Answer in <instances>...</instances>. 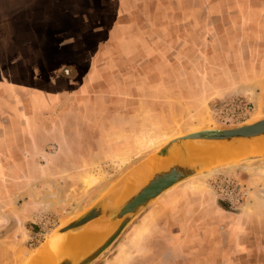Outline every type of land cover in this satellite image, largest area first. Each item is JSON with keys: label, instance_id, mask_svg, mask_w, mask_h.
<instances>
[{"label": "rangeland", "instance_id": "obj_1", "mask_svg": "<svg viewBox=\"0 0 264 264\" xmlns=\"http://www.w3.org/2000/svg\"><path fill=\"white\" fill-rule=\"evenodd\" d=\"M8 1L0 36L24 37V53L9 58L36 59L9 65L4 92L0 264H28L172 140L264 119V0ZM206 225L234 228V243L217 231L218 247L188 240ZM260 255L264 152L178 184L92 264H260Z\"/></svg>", "mask_w": 264, "mask_h": 264}, {"label": "bare ground", "instance_id": "obj_2", "mask_svg": "<svg viewBox=\"0 0 264 264\" xmlns=\"http://www.w3.org/2000/svg\"><path fill=\"white\" fill-rule=\"evenodd\" d=\"M183 150L172 151L168 157L156 156L157 164L144 162L135 168L123 183L110 193L109 204L117 206L128 200L140 190L158 172H164L177 164L204 167L224 165L244 157L260 155L264 152V136L254 139H237L233 141H195ZM117 185V184H116ZM107 218H101L77 232L60 236L56 242L48 243L39 254L30 258L28 264H58L62 258L77 262L101 246L116 229L106 224ZM107 228V229H106Z\"/></svg>", "mask_w": 264, "mask_h": 264}, {"label": "water", "instance_id": "obj_3", "mask_svg": "<svg viewBox=\"0 0 264 264\" xmlns=\"http://www.w3.org/2000/svg\"><path fill=\"white\" fill-rule=\"evenodd\" d=\"M262 136H264V119L231 129L200 130L172 140L158 153V156L161 158L168 157L170 153H172V151L177 152L183 150V147H186L192 143H196L195 141L200 140L220 142L233 141L237 139H254ZM136 167H134V169ZM214 167L216 166H212L211 168H209L204 167L200 164L190 166L184 164L174 165L167 171L156 173L148 181V183H146L140 190L136 191L125 202L117 206L109 207V198L111 191L119 187L126 179V177L134 170L133 169L120 183L109 189L107 193L100 199L97 205L89 209L77 220L57 230L51 237L49 243L56 242V240L60 236L66 233L80 231L89 224L101 218H107L110 222L116 224V229L114 230V232L106 239V241L101 246L96 248V250H94L83 259L74 262L73 260L66 257L62 258L58 264H92L118 240V238L122 235L125 229L134 220V218L137 217L151 203H153L155 200H157L159 197H161L163 194H165L178 184Z\"/></svg>", "mask_w": 264, "mask_h": 264}, {"label": "crops", "instance_id": "obj_4", "mask_svg": "<svg viewBox=\"0 0 264 264\" xmlns=\"http://www.w3.org/2000/svg\"><path fill=\"white\" fill-rule=\"evenodd\" d=\"M16 1L19 2V4H20V2L22 3L21 0H16ZM8 3H9L8 0H0V11L2 13L6 9V7L8 6ZM29 19H30V17H23L22 20L14 21V23H17V22L19 23L16 26H13L14 29H16V31H22V30L26 29L27 28L26 22H29ZM0 21L4 22V21H9V20H8V18H7V20H5L4 18L0 17ZM23 41H24V37H20L16 41L14 40L15 44L11 43V45H12L11 46V45H9L8 41L3 38V36H0V120L5 119V117L8 114V107L10 106L9 97H8V95H6L4 93L5 91H8L11 83L13 85L11 78L8 77L9 65H11V66L17 65V68H19L21 66L26 67V65H33V64H31V61H33L32 63H35L36 58H34V57H32L31 61L29 58H27V59L24 57L20 58L19 56L12 61L10 60L9 55L12 54V52L20 51L18 54L24 53L23 52L24 50L22 48V44H24ZM21 50H22V52H21ZM16 54H17V52H16ZM28 54L35 56L36 55V48H34V50H31ZM95 63L93 62L92 65H95ZM10 80H11V82H10ZM233 230H235V229L234 228H226V229H219L218 230V228L210 227L207 225L204 228L198 226V230L194 228L192 230V233L189 234L188 240L189 239H192V240L201 239V241H204V242H208L210 240L212 244H215L214 246L218 247L217 241H220V240L219 239L218 240L213 239L212 234H214V232L217 231V233H219V237L221 235L222 239L225 240L224 245H226V241L229 242V244H230V242L234 243V241H235L234 238L233 239L231 238L234 236ZM225 233H226V235H225ZM223 235H225V237ZM181 241H183V240L180 239L179 242H181ZM219 245H222V244L219 243ZM167 251L168 252H167L166 258H168L167 261H170V259H173V258H172V255L170 254V251L169 250H167ZM175 260H178V259H175ZM258 263L264 264V255L259 256ZM177 264H181V263L179 261H177Z\"/></svg>", "mask_w": 264, "mask_h": 264}]
</instances>
